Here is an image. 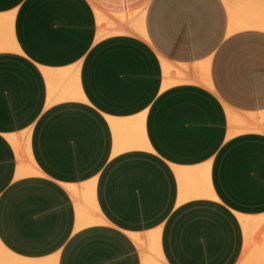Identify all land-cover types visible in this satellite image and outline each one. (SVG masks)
<instances>
[{
	"label": "crops",
	"instance_id": "obj_1",
	"mask_svg": "<svg viewBox=\"0 0 264 264\" xmlns=\"http://www.w3.org/2000/svg\"><path fill=\"white\" fill-rule=\"evenodd\" d=\"M99 14L115 31L133 16L145 39H98ZM4 16L16 49L0 51L1 246L142 264L153 255L130 235L151 233L163 264H238V216H264V134L232 133L227 109L260 128L264 31L229 34L222 0H0ZM164 62L190 82L165 88ZM23 166L37 174L17 177ZM85 186L102 223L77 228L69 188Z\"/></svg>",
	"mask_w": 264,
	"mask_h": 264
},
{
	"label": "bare ground",
	"instance_id": "obj_2",
	"mask_svg": "<svg viewBox=\"0 0 264 264\" xmlns=\"http://www.w3.org/2000/svg\"><path fill=\"white\" fill-rule=\"evenodd\" d=\"M225 4L228 14H229V29L228 33L231 34L240 30L247 29H258L264 31V0H222ZM125 16V15H124ZM128 16V15H127ZM126 16V17H127ZM133 19V16H132ZM130 18L121 17L120 23L121 27L116 31L113 30L117 25L115 23L107 21L102 15H98L99 22V34L98 39H101L107 35H138L140 38L145 39V34L143 31L142 25H140L139 20H132ZM142 22V20H141ZM131 23L130 27L123 26L124 24ZM10 29V18L9 16L0 17V51L3 50H14L16 46L14 45L11 36L9 35ZM164 75H165V88L176 84V83H184L190 82L187 78V74L177 69L169 66L166 62H164ZM175 74L177 79L174 81H168L171 75ZM203 74V73H202ZM200 79L192 80L191 82H196L204 87L209 85L202 76H198ZM205 78V76H204ZM195 83V84H196ZM211 88V87H210ZM228 117L231 119V123L236 125L237 129L233 130L232 133H240V132H263L264 134V125L262 124L263 119L256 122L260 124V128L257 124H250L251 121L247 123L249 120V116L247 117V121L239 117H236V114L233 115V119L231 118L230 111L227 109ZM232 113V112H231ZM235 117V118H234ZM261 122V123H260ZM256 126V127H254ZM23 139H26L28 142V135L24 133L22 135ZM7 140L14 147L16 153L20 151V147L17 143V140L14 137H7ZM27 146V144H26ZM37 174L36 169L33 166L20 167L17 172V177L27 176ZM205 187V186H204ZM209 190V189H208ZM205 191V190H204ZM69 192L73 195V200L77 204V228L86 227L88 225H93L96 223H102L98 217L95 216L97 210L95 206H93L91 201L92 191L89 186H85L83 190L78 187L69 188ZM209 192V191H208ZM207 192V193H208ZM193 193V192H192ZM206 193V194H207ZM201 194V192H200ZM204 196V195H203ZM202 196V197H203ZM200 197V196H199ZM75 204V206H76ZM81 204L89 205L91 207L90 211L82 210ZM240 224L243 229V241L244 246L242 249V254L245 256V259L241 264H264V216L259 217H244L238 216ZM261 235V236H260ZM130 237L134 240L136 245L139 247V250H144L145 245L147 244V249L152 253L153 257L143 256L142 264H163L159 253L155 250V240L156 237L154 234H148L147 239L140 238L138 235H130ZM145 240L146 243H145ZM143 248V249H142ZM142 253V252H141ZM0 264H51L50 262L40 261H26L21 260L10 253H8L0 244Z\"/></svg>",
	"mask_w": 264,
	"mask_h": 264
},
{
	"label": "rangeland",
	"instance_id": "obj_3",
	"mask_svg": "<svg viewBox=\"0 0 264 264\" xmlns=\"http://www.w3.org/2000/svg\"><path fill=\"white\" fill-rule=\"evenodd\" d=\"M261 236V235H260ZM245 259V256H243V254H241V258H240V260H239V262H238V264H241L242 263V261Z\"/></svg>",
	"mask_w": 264,
	"mask_h": 264
}]
</instances>
